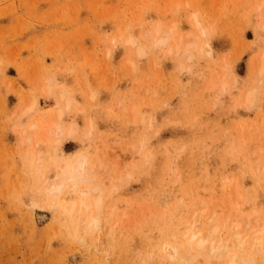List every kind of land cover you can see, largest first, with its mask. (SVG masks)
<instances>
[{"label": "rangeland", "instance_id": "obj_1", "mask_svg": "<svg viewBox=\"0 0 264 264\" xmlns=\"http://www.w3.org/2000/svg\"><path fill=\"white\" fill-rule=\"evenodd\" d=\"M263 57L264 0H0V264H264Z\"/></svg>", "mask_w": 264, "mask_h": 264}, {"label": "bare ground", "instance_id": "obj_2", "mask_svg": "<svg viewBox=\"0 0 264 264\" xmlns=\"http://www.w3.org/2000/svg\"><path fill=\"white\" fill-rule=\"evenodd\" d=\"M190 37H188V41L185 39L186 42H188V44L184 47L181 46V43L179 42L178 44H176L174 47V50L178 51L179 56L181 57L182 55L180 53L182 52H188V50H190V46L192 44V40ZM193 39V38H192ZM167 40L166 37H164L161 41L165 42ZM184 41V42H185ZM191 41V42H190ZM185 42V43H186ZM191 43V44H189ZM164 44V43H163ZM195 43H193L194 46ZM210 50V49H209ZM208 50V51H209ZM180 52V53H179ZM211 52V51H210ZM177 56V55H176ZM264 60V57H263ZM64 90V89H63ZM66 89L64 90V92L61 94V98H63L68 105H70L71 103H69V98L67 99V93H66ZM249 94V93H248ZM60 97V95H59ZM251 97L252 94L250 93L247 97L248 102L251 101ZM35 106V105H34ZM65 106V105H64ZM68 107V106H67ZM67 107H65V109H67ZM32 108L29 107V111H31ZM65 111V110H64ZM25 113H22V116H24ZM63 112L59 111L58 115V121H60L61 116H62ZM56 126V139H55V144L58 145L59 143H61L62 141V137L64 138H70L73 135H75L78 131L77 125H72L68 130H65L63 128L62 125H55ZM90 130V129H89ZM58 152V150H57ZM87 165H88V158L85 155H80L78 156L73 165L72 168L69 169L68 171H66L65 173H63L61 179H59V181H57L56 183H52L51 181L49 182V186H50V191L54 192V191H59V192H63L64 188L66 187L67 184L71 185V188L69 189L68 193L69 195H74V199L76 196H78L77 198L78 203L74 202L73 206H72V210L71 212L77 207L79 210H87L90 208V203L88 201V196L91 195L93 197V205L94 208L96 210V212H99L102 208V203H103V199H104V195H103V191H101V189L99 187H94L93 191H91L92 193H90L86 188L84 189H79L77 187V184L79 181H86L88 180V173H87ZM71 167V165H69ZM43 176V174L41 175V177ZM51 183V184H50ZM48 184V183H47ZM47 186V185H46ZM76 195V196H75ZM73 197V196H72ZM64 200V199H63ZM239 225L235 224L233 225V229L237 228ZM217 231V229H215V232ZM257 232H259L260 234H263L264 232V227L261 229H258ZM200 232H198L197 234H194V236L191 238L192 241L195 242V247L196 249L203 251L205 250L207 247H210V251L214 252V253H219V254H223L225 251V245L219 243V244H214L211 241V235L207 236L206 238H199L200 237ZM236 241L237 244L242 247L247 243V238H241L240 236L236 237ZM264 243L263 238L258 237L253 239V245H259L262 246ZM167 249H169L173 255H177L179 252V247L177 245L175 246H168ZM186 253H188L187 249L184 247ZM213 253V254H214ZM238 260H237V256L233 255L230 258V263L231 264H237Z\"/></svg>", "mask_w": 264, "mask_h": 264}]
</instances>
